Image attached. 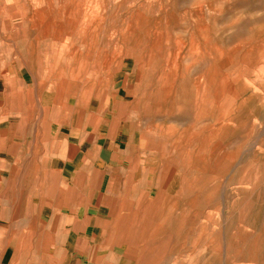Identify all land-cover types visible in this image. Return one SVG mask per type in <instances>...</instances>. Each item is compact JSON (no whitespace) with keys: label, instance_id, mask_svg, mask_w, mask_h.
Here are the masks:
<instances>
[{"label":"rangeland","instance_id":"1","mask_svg":"<svg viewBox=\"0 0 264 264\" xmlns=\"http://www.w3.org/2000/svg\"><path fill=\"white\" fill-rule=\"evenodd\" d=\"M15 110L121 144L108 264H264V0H0Z\"/></svg>","mask_w":264,"mask_h":264},{"label":"crops","instance_id":"2","mask_svg":"<svg viewBox=\"0 0 264 264\" xmlns=\"http://www.w3.org/2000/svg\"><path fill=\"white\" fill-rule=\"evenodd\" d=\"M9 117H0V264L114 260L118 245L104 240L119 238L105 230L120 207L110 186L125 162L121 144L71 126L64 137L48 136L52 124L58 132L63 125L25 119L21 110Z\"/></svg>","mask_w":264,"mask_h":264}]
</instances>
